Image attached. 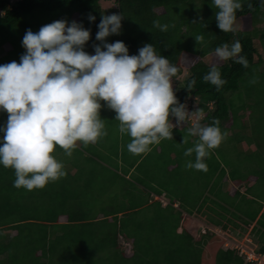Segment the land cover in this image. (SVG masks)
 <instances>
[{
	"label": "trees",
	"instance_id": "16d2710c",
	"mask_svg": "<svg viewBox=\"0 0 264 264\" xmlns=\"http://www.w3.org/2000/svg\"><path fill=\"white\" fill-rule=\"evenodd\" d=\"M12 1L15 0H0V11L2 13L0 14V32L4 34L3 39L0 41H5V36L11 32V34H8V36L11 37H8V42L14 45H12V49H10L11 52H8L6 56H13L14 61L17 63H19L21 55L25 52L22 47V40L20 41V35H18V28L21 26H26L28 29L33 28L28 24L29 21H24V18L33 13L35 9H41L50 13L64 11V14L68 15L69 18L77 16L78 19L75 21L81 23L85 29H90V40L85 46V51L89 54H94L93 45L99 43L95 41V35L98 31L97 25L100 23L101 16L121 14L123 16L121 21V34L108 37L107 42L122 41L127 46L130 55L137 54L138 49L145 44H152L158 55L167 58L171 64L175 65L178 68V72L176 76L173 77V90L177 100L184 105L189 103L190 110L194 112V114H205L204 119H202L200 123L212 125L214 121H219L217 126L221 129L222 133L225 132V125L231 123V129L224 134L223 139V141L227 140L228 145L231 147L228 155L230 157L232 155L237 156L238 159L243 155L247 159H254L255 162H258L260 170H258V173L254 174L256 177L254 184L262 180L264 186V60L260 57L254 45V41L259 40L264 50V29L261 30L255 27L264 19V5H260V0H242L244 5H242V11L236 13L237 18L249 15L254 28L250 31H237L235 34L222 33L217 28L215 21L216 9H209V3L204 6L202 2L205 0L198 1L204 6L200 15L197 14V11H193L195 6L194 1L196 4V0H113L115 4L108 9H103L100 6L101 0H17L10 8L9 5ZM105 1L108 2L109 0ZM248 3L252 4L251 9L248 8ZM160 10H162L163 13H160ZM180 10L183 11L181 12ZM89 15L95 17L94 22H89ZM154 21L169 25L168 30L162 32L158 28H155L153 26ZM13 34L14 38H16L15 41L13 39ZM198 35L203 36V40L200 42L195 41V37ZM236 40H239L242 45V52L240 55L246 57L248 67L245 68L235 63L233 60L224 61L218 66L215 65L221 73V78L227 81L219 91L216 90L214 85L203 80V77L213 65L204 61H199L188 67L186 73H184L183 69L180 67L183 54H189L203 60L210 55L213 56L215 48L225 43L231 45ZM2 46L3 44H0V47ZM253 78H256L257 81L254 84L250 83ZM193 80L195 84L192 88H189V82ZM102 104L104 105V102H102ZM246 111L249 112L248 122H242L241 119H244L243 116ZM3 116H7V114L3 113ZM3 116H0V125L6 123L7 119ZM106 121L105 130L107 135L98 139V141L92 145L93 147L95 145L104 147L106 143H109L107 138L113 137L115 130L110 125V121L108 119H106ZM113 121L116 120L113 119ZM172 132L180 133L178 130H173ZM123 135L125 138L127 134ZM123 141H125L123 144V149L125 150L127 149V144L130 142V138ZM220 148L221 146L216 148L219 157ZM54 153L57 154V156H55L57 160L60 159L58 157L59 154L65 156L64 151L59 147L54 150ZM75 154L80 156L81 152L75 148L72 155ZM229 156L227 158L224 155L225 160H219V158L213 154L212 150L211 154L209 153L207 156V159L212 163L213 167L219 170L221 177L226 176L228 182H231L236 187H241L242 184L245 187V192H241L238 190L239 188H237L234 197L227 198L225 197L226 186L224 182L221 185L220 180L214 179L212 190L214 194L213 204L216 208H212L211 213H213L216 218V220L213 221H224L226 216H232L233 220L228 218L227 221H241L246 226V221H255L263 208L264 194L263 192H255L253 189L254 185L248 186L249 176H241L238 167L236 171L235 165L230 166L231 161ZM140 169L141 166L137 167V171ZM213 176H215L214 172ZM74 177H76V175L73 177L69 175V178ZM133 177L135 183L140 184L143 182L145 184V179L142 177L138 178V175H133ZM104 179L105 178L102 180ZM14 180V171L11 168L0 166V214H2L0 215V221L9 219L12 221L13 217L16 218L17 222L13 223L14 226L12 227L14 230L13 234L16 233L17 236H20L24 232H29L28 228L31 224H36L40 232L44 234L52 233L54 228L77 226L74 224L60 223V221H57L60 214L55 217L56 213L42 220L31 218L19 219L16 217L15 215L17 213L35 211L38 207L30 203L32 201L30 198L26 202V195H21V191H18V189L13 186ZM54 183L55 181L49 182L47 189L50 201L53 199L57 202ZM129 184L132 186L133 183L130 182ZM20 189L23 190L24 188L21 187ZM221 190L223 193H221ZM41 195L38 198H42ZM70 196L71 194L69 191L64 192L61 198L64 205ZM132 199H134V197ZM237 199L257 204L258 209L249 210L245 207H240L234 210L232 207L228 208V203L231 204V201L234 202ZM69 200L71 201V199ZM131 200L129 199V201ZM220 201L223 203L221 204ZM135 202L137 204V201ZM135 202L132 201V203ZM244 209L246 211L244 213L245 215L241 214ZM108 210V205L103 206L100 215L110 216L108 215ZM197 211L199 210L197 209ZM137 216L138 213L135 215L133 214L129 219H126V221L128 220V223L130 220L134 221L132 225L137 231L134 232V234L138 235L140 241H130L125 238V235L123 237L120 234L119 231L123 230L122 228L124 226L128 227V223L123 226L121 224V229L119 230L120 221L100 220L101 222H109L117 227L118 232H113L107 240L110 244H113L115 249H118L117 246H121L119 242H122L123 253L121 257L125 262L130 264H202V254L205 253V251H210L209 254L211 255L208 256L210 259L207 260V258H205L204 260L209 261L214 259L213 264H243L242 257L235 251L223 250L222 245L224 244V240L214 233H210L209 230H206L207 233L203 237L195 240L185 229L183 230L185 234H181L182 231H179V228L185 221H182L179 217H169L161 213L162 217L159 221H149L144 218L143 220H139L136 228L134 224L137 221L131 218H136ZM157 216L155 218H157ZM257 221L259 222L251 230L250 237L257 246V252L264 253V223L262 222L264 221V210ZM96 222L98 221H91L90 223L85 221L83 225H91ZM234 225L235 223L233 226ZM0 231L4 230L0 229ZM158 232H160V234ZM8 233H6V235L10 237ZM26 235H28V233H26ZM119 235L122 239L119 238ZM181 235V241L184 243H180V246L175 248L174 252H172V256H168L167 254L160 255L159 253L156 255L153 253L152 247L154 243L158 244L159 242H164L170 247L176 244L175 239H178V236ZM47 236L49 235L44 236V239L47 238ZM160 236L164 237L162 241L158 238ZM27 239L28 241L19 246L21 251L20 255L26 260H31L32 257L35 261L37 259L36 264H47L46 261L50 264L52 261L51 250L54 246L58 248L61 244V242L56 243L55 241L54 244L49 245L50 242L46 241V239L34 241L30 236H28ZM124 243L131 244V252H127ZM185 243L190 247L194 244V248L199 249L200 253H193L191 251L192 249L185 250ZM211 243H213L214 246H212ZM71 244L75 249L80 246L79 250L81 253L80 255L73 256L71 258L72 261H64L61 255V264H92V259L98 251V246H95L93 243H87L89 246H86L83 245L85 244L84 242L77 240L71 241ZM160 245L161 244H158L157 247ZM27 251H30L29 258H26ZM62 254L64 255L63 252ZM158 256H163V258L160 259Z\"/></svg>",
	"mask_w": 264,
	"mask_h": 264
},
{
	"label": "clouds",
	"instance_id": "9594fccd",
	"mask_svg": "<svg viewBox=\"0 0 264 264\" xmlns=\"http://www.w3.org/2000/svg\"><path fill=\"white\" fill-rule=\"evenodd\" d=\"M210 3L216 9L217 28L222 33L235 34L239 30L238 19L244 17L236 15L242 11V0ZM260 5H264V0H260ZM248 8H252L251 3ZM122 19L121 14L101 16L94 54L85 51L90 29L77 20H58L42 26L38 32L26 30L22 38L25 52L19 63L0 64V112L7 114L6 123L0 125V166L14 171V187L32 191L57 181L66 174L53 155L57 147L70 157L78 143L95 144L107 135L99 115L101 102L115 113L120 132L130 137L127 150L134 155L150 152L151 146L172 139L173 127L185 125L194 115L186 108L188 104L190 109V104L180 103L175 96L173 77L178 68L158 55L152 44H145L137 54L130 55L122 41L107 42L108 37L121 34ZM88 20L94 22L95 17L89 15ZM153 26L162 32L169 28L159 21H154ZM202 40V35L195 37L196 42ZM241 52L242 45L236 40L215 48L214 56L220 62L233 60L247 68L248 61ZM203 80L217 91L227 83L215 65ZM256 82V78L250 81ZM194 84L193 80L188 87ZM198 115L205 117L203 113ZM218 124L214 121L202 126L197 122L189 128V134L198 137V142L184 153H195V161H187L186 168L207 170L204 159L224 139ZM206 230L223 239L222 249L238 253L243 264L245 258L234 249L235 242L256 254H264L257 252L251 231L247 238L241 233L234 238L228 230L203 227L201 237ZM119 238L122 239L120 235ZM128 244L124 243L126 249ZM129 249L128 253L131 244Z\"/></svg>",
	"mask_w": 264,
	"mask_h": 264
},
{
	"label": "rangeland",
	"instance_id": "374dc122",
	"mask_svg": "<svg viewBox=\"0 0 264 264\" xmlns=\"http://www.w3.org/2000/svg\"><path fill=\"white\" fill-rule=\"evenodd\" d=\"M194 1V0H193ZM199 0H196V4L194 1V10L193 11H197V14H201V12L203 11L204 6L209 3V9H215L213 7H211V3L210 0H205L204 2L201 3L198 2ZM192 2V1H191ZM115 4V2L113 0H109L108 2L105 0H102L100 2V6L103 9H108L109 7H112ZM181 4V3H180ZM196 7V8H195ZM182 8V7H180ZM181 12L183 10H180ZM192 11V13H193ZM64 11H60L57 13H50V12H45L41 9H35L33 13L29 14V16H27L26 18H24V21L28 22L29 25H31L33 28L28 29V27L26 26H21L20 28H18V35H20V41L22 40L23 36L25 35L26 30H31L33 32H38L39 29L49 23H52L54 21H58V20H64V21H75L77 20V17H71L69 18L68 15L64 14ZM160 13H163L162 10H160ZM0 14H2L0 12ZM195 14V12H194ZM198 15V16H199ZM239 24V30L238 31H250L252 30V28H254L251 18L249 15L244 16L240 19H238ZM255 27H257V29H264V19L261 20V22H259ZM184 31V30H183ZM8 34H11V32H9ZM8 34L5 36L4 40L6 41H0V44L3 46L0 47V64H6V63H10L12 61H14V57L13 56H6L8 53H6V51H10V49H12V45H14L13 43L8 42ZM3 32H0V40L3 39ZM11 38V37H9ZM13 39L14 41L16 40V38H14V34H13ZM6 47H5V46ZM254 45L258 50V53L260 54V57L263 58L264 60V50L263 47L260 43L259 40H255L254 41ZM25 51V49H24ZM199 61H204L208 64L211 65H221L222 62L218 61L217 58L213 55L208 56L207 58H204L203 60L200 59L199 57H195L189 54H183V58L180 62V67L183 69L184 73H186L188 71V67H190L191 65H193L196 62ZM175 88V87H174ZM101 110H100V118L103 119L104 121V126L105 123L107 122L106 119H108L110 121V125L112 126V128H114L115 132L117 133L118 131V127H119V121H113V119H115V113L106 108L102 102H101ZM189 105H186L187 110L190 112L189 110ZM103 111H107V112H103ZM243 113V112H242ZM0 116H3V112H0ZM7 119V116H3ZM197 117L199 118L197 121ZM244 119H241L242 122H248V117H249V112L246 111L244 113ZM202 119V115H193L192 118L190 120H188V122L192 125H194L195 123L201 121ZM230 125L231 123H227L225 125V133L230 131ZM203 126V125H202ZM183 125H180L179 128H182ZM243 131V130H242ZM251 131V130H250ZM119 132V131H118ZM174 137H179L178 141H179V145H178V149L176 150L177 153H179L180 155H183V149L181 146H185L188 147L189 145L191 147H194V145L196 144L193 137H190L184 133H172V139H174ZM109 141V146L110 147L114 141L113 137L111 138H107ZM172 139H165V142L163 145L168 146L169 143L172 141ZM221 146L220 148V157L217 154L216 148L213 149V154L219 158V160H225L224 155L228 158V152L230 151V146L228 145L227 140H222L221 144L219 145ZM184 148V147H183ZM116 151V149H115ZM219 151V150H218ZM54 156H57V154L53 153ZM58 157L60 158L58 161L62 163L63 165V170L66 173L64 177L58 179L57 181H55L54 183V190H55V194H56V198H57V202H55L53 199L52 201H50V197L48 195V189H47V185L44 187V193H43V188L42 189H34L32 191H28L26 189L21 190L20 188H17L18 191H21V195H26L25 198L27 199L26 202L28 201V199L30 198L32 201L30 202L31 204H34L35 206L38 207V209H35V211H30V212H26V213H17L15 216L18 217L19 219H27V218H31V219H37V220H42L43 218L47 217V216H51L54 213H56L55 217H57L59 214L62 213V215L68 213L71 214L72 216H74V213H80L82 215H86V217H92V216H98V214L100 213V211L102 210L103 206H107L108 205V199L111 197L112 202L114 203H118L122 202V200H126L128 201L127 198L122 199V194H118L116 191L121 192L122 191H127L126 189H129L130 187H137L135 186V184H132V186H130L129 182L126 181L124 183H121L120 181H116L115 183V190L112 191V193L108 194V176H106L105 182L104 184H99L98 180L102 178V174L106 173L107 171L103 170L102 168H100L98 166V164H96L94 166V170L91 171V169L93 168L92 166L89 165V170L88 168H86V163H83V161H85L82 156H77L75 155H71L69 156H64L63 154H59ZM139 154L138 155H134L130 153V157H129V161H131L132 163H134V161L136 159H138ZM230 157V156H229ZM185 158V157H184ZM183 158V159H184ZM208 161V159H207ZM230 161L232 165H235V169L237 171V167L239 170L240 175H248L249 176V180H248V186H252L254 185V190L255 192H263L264 194V186H263V182L262 180H260L259 183H255L256 177L254 174L258 173L260 170V167L258 166V162H255L254 159H247L245 156L242 155V157L240 159H238L237 156H231L230 157ZM79 162L81 163V166L79 165ZM183 165H186V161L182 162ZM97 167V168H95ZM186 168V167H185ZM102 169V170H101ZM234 170V169H233ZM187 173V177L190 176H195L197 175L199 172H201L202 170H195V169H191V168H187L185 170ZM70 173H76V177L74 178H69ZM101 173V175H99ZM99 175V176H98ZM104 175V174H103ZM136 175H139L138 172H136ZM64 178V179H63ZM221 180H223V178H221ZM182 186L179 188V194H183L185 189L188 190H193L192 187H190L189 185H191L193 183V179L192 181H188L186 180L185 182L181 180ZM228 183V197H234L235 192L237 191V188H239V191L245 192V187L241 184V187H236L234 184H232L231 182H227ZM239 183V182H238ZM243 183V182H242ZM195 186V184H192ZM191 185V186H192ZM123 188V189H122ZM103 189H105L104 194ZM58 191V193H57ZM65 191H69L71 196L69 199H71V201L69 199H67V203L70 206V208L66 209L62 202V196L64 194ZM195 191V190H194ZM193 191V192H194ZM187 192V190L185 191ZM43 193V194H42ZM194 193H197L196 191ZM42 194V195H41ZM42 196V198H38L39 196ZM104 196V197H103ZM264 196V195H263ZM252 197V196H251ZM100 202H97L95 199H98ZM199 199V198H198ZM81 202H80V201ZM136 200V199H135ZM1 201V200H0ZM104 201V202H103ZM111 202V201H110ZM198 202V200H197ZM196 200H189L188 204L190 206H194L196 203ZM225 205V204H224ZM231 205V206H230ZM62 206V207H61ZM118 205H115V208ZM188 206V207H190ZM213 207H215L214 205H212ZM232 207L234 210H236L237 208L240 207H245L249 210H254V209H258L257 208V204H252L249 202H244L242 201V199H237L234 202L231 201V204L228 203V208ZM216 208V207H215ZM232 209V210H233ZM27 211V210H26ZM245 209L243 210V212L241 214L245 215ZM2 215V214H0ZM61 216V215H60ZM60 216H58V218H61ZM67 216V215H66ZM54 217V218H55ZM146 217V212H141L140 214H138V216L136 218H131L133 220H136L137 222H135L134 226L137 228V223H139V220H143ZM227 217H225L226 219ZM231 219H233V217H230ZM198 219V217L196 218ZM17 219L16 218H12V221L9 220H1L0 221V229L4 230L6 233L9 234L10 237H8V235H6V233L4 231H0V264H36V261L33 260V257L31 260H26L23 259L24 257L21 256V251H20V244L25 243L26 241H28L27 237L30 236L34 241H40V240H45L49 241L50 244L52 245L54 244V242H61V244L59 245V250L57 247H53V249L51 250L52 253V258H51V263L50 264H61V259L60 256L62 255V259H64V261H70L71 258L73 256L76 255H80L81 251L80 246L78 248H73L71 241H81L84 242L85 244L83 245H88L87 243L90 244H95V246H98V251L96 252V255L93 257L92 259V264H130L128 262H125V260L122 259L121 255H122V251H123V244L121 243V246H117L118 249H115L113 247V244H110L109 241L107 240L108 237H110L112 235L113 232L117 233L118 229H121V224L122 226L126 223H128V220H122L120 221L119 227L117 229L116 226L112 225L111 223H107V222H101L98 221L95 224H91V225H77V226H70V227H62V228H54L52 233H47L44 234L42 232H40V229L38 228V226L36 224H31L28 228L29 232H24L22 235H16V233L13 234V226ZM207 221V220H206ZM209 221V220H208ZM39 222H43V221H39ZM75 222V221H73ZM91 221H88V223H90ZM133 222L132 220L129 221L128 223V227H123L120 232V234L125 238H127L130 241H134V240H139L138 235H135L134 232H137L134 228H133ZM149 222V221H147ZM239 221H236V223ZM264 223V221H262ZM214 225V224H213ZM212 226H210L211 228ZM165 229V227H164ZM187 231L188 233L193 237V239L198 240V238L201 237V233L203 231V227L199 226L196 230L197 233H194V228L191 225H187ZM26 233H28V235H26ZM160 234V232H158ZM185 234L184 231L182 230L181 234ZM212 233V232H210ZM47 236V238L44 239V236ZM162 235V234H161ZM184 236V235H183ZM182 235L178 236V239H175V245L172 246H167L164 242H159L158 244H161L159 247H157L158 244L154 243V246L152 247V251L153 253H155L156 255L159 253L160 255H168V256H172V252H174L175 248L180 246V243H184L183 241H181ZM195 237V238H194ZM160 241H162V238L164 237H158ZM172 238V237H171ZM174 238V236H173ZM144 242V240H143ZM118 245V244H117ZM212 246H214L213 243H211ZM89 246V245H88ZM196 247V245H195ZM254 248V246H253ZM128 251H130L129 249V244L127 247ZM185 250L188 249H192L191 251L193 253L199 252V249L194 248V244L192 247L188 246L187 243H185ZM257 249V248H256ZM31 251V249H30ZM30 251H27L26 253V258H29L30 256ZM60 251V252H59ZM62 252L64 253V255L62 254ZM204 252V250H203ZM210 251H205V253L202 254V264H213V260H209L206 261L204 260L205 258H208V256H210L211 254H209ZM25 253V251H24ZM40 256V255H38ZM100 257V259H99ZM158 258L162 259L163 256ZM108 260V261H107ZM28 261V262H27ZM63 261V262H64ZM72 261V260H71ZM48 264V261H46ZM71 264V263H70ZM84 264V263H83ZM169 264V263H168Z\"/></svg>",
	"mask_w": 264,
	"mask_h": 264
},
{
	"label": "crops",
	"instance_id": "0c3cea01",
	"mask_svg": "<svg viewBox=\"0 0 264 264\" xmlns=\"http://www.w3.org/2000/svg\"><path fill=\"white\" fill-rule=\"evenodd\" d=\"M15 1L11 2V4L9 5L10 8L15 3ZM172 123L175 125L174 118L172 119ZM200 124L203 126H207V124L205 123ZM192 126L193 125L187 121L182 128L174 126L173 130H178L180 133L185 132V134H187L189 138L193 137L195 143H197L198 137L189 134V128H191ZM118 131L119 132L114 133V141L110 147H108L109 143H106L104 147L100 145H95L93 147L92 145L94 144H88L85 146L78 143L76 148L79 152H81L80 156H82V158L85 160L83 161V163H86L85 167L88 168V170L90 169L89 165L93 167L91 169L92 171L94 170V166L98 164L100 168L107 171L106 173H103L104 175L102 174V178L98 180V183L104 184L106 179L105 175L108 176V194L112 193V191L115 190L116 181H120L121 183L128 181L129 183L131 182L135 184V186H137L130 187L129 189H126L127 191L125 192L122 190L121 192L116 191L118 194H122V199L127 198L128 201L122 200V202L116 204L112 202V198L110 197L108 199V215L110 216H102L99 213L96 217H86V215L84 216L80 213H74V216L68 213L62 215L61 213V216L59 215L61 218H57V221H60V223L64 224L74 225H83L85 224V221L95 222L103 219H106L108 221H122L129 219L133 214H140L141 212L145 211V218L149 221H159V219L162 217L161 213L169 217H179L182 221H185L180 225L179 231H182L184 229L187 231V225H191L194 228V233H197L196 230L199 226H212L211 229L217 231L228 230V232L233 233L234 238L238 233H241L244 238L249 237L250 231L259 222L257 220L263 213L264 205L258 216L256 217V220L246 221V226L241 221L237 223V220L230 222L227 221L229 216H226L227 218L224 221H213L216 220L214 214L211 213V209L215 208L212 206L214 205V194L212 190L213 181L214 179L220 180L221 185L224 182L226 186L225 197L228 198V179L226 178V176L221 177V175L219 174V170L213 167L211 162L207 161V157L204 159V162L207 165V170L201 171L195 176L189 175V177H187V173H185V170L187 168H185L186 166H184L182 162H187L189 160L194 162L195 153H193L191 156L184 155L185 151L188 148H192L190 145L188 147L181 146L184 150L183 155L177 153L176 150L178 149L179 145V137H174V139H172L168 146L163 145L165 142L164 139L158 145L151 146L150 152L139 154L138 159H136L134 163H132L131 161H129L130 152L127 149H123V144L125 142L123 140L129 139L130 137L126 135V137L124 138V135L120 132V130ZM211 152L212 150H210V154ZM79 165L81 166L80 162ZM140 166L141 169L137 171V167ZM136 171L139 174L138 178L142 177L143 179H145V184L143 182L140 183L141 185L135 183L133 175L136 176ZM213 172L215 173V176H213ZM75 174L76 173H70V176L73 177ZM99 175H101V173ZM103 178L105 179L102 180ZM221 178H223V180H221ZM192 179V184H195V186L192 184V186H189L192 187L193 190L185 189L183 194H179V188L182 186L181 180L185 182L186 180L192 181ZM186 190L187 192H185ZM194 190L197 193H194ZM104 191L105 189H103V194ZM221 193H223L222 190ZM133 197L134 199H132ZM129 199L132 200L129 201ZM95 200L97 202H100L99 198ZM189 200H196V202L198 200V202L194 206H190L188 204ZM132 201H137V204L136 202L132 203ZM220 203L222 204L223 202L220 201ZM115 205L118 206L115 208ZM63 207H65L66 209L70 208L67 202ZM197 209L199 211H197ZM156 216L157 218H155ZM197 217L198 219H196ZM234 223L235 225H237L236 227H233Z\"/></svg>",
	"mask_w": 264,
	"mask_h": 264
},
{
	"label": "built area",
	"instance_id": "2783aa9c",
	"mask_svg": "<svg viewBox=\"0 0 264 264\" xmlns=\"http://www.w3.org/2000/svg\"><path fill=\"white\" fill-rule=\"evenodd\" d=\"M248 242L251 241L248 240ZM234 249L244 256L245 264H264V254H256L254 250H248L244 244L238 242H235Z\"/></svg>",
	"mask_w": 264,
	"mask_h": 264
}]
</instances>
